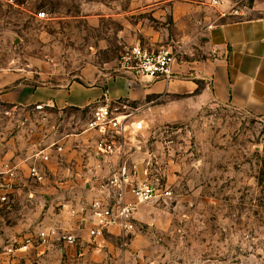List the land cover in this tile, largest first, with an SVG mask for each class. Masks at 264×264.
<instances>
[{"label": "rangeland", "instance_id": "obj_1", "mask_svg": "<svg viewBox=\"0 0 264 264\" xmlns=\"http://www.w3.org/2000/svg\"><path fill=\"white\" fill-rule=\"evenodd\" d=\"M156 2L0 0V69H20L35 86L93 85L113 76L121 54L148 43L153 32L161 47L175 52L170 4L157 17ZM5 111L1 161L9 151L31 153L36 139L30 131L42 126L29 130L23 112L14 117ZM53 113V121L64 118ZM180 113L177 103L162 99L139 112L144 128L135 136L140 146L133 161L140 178L172 194L140 204L134 230L107 231L99 244L53 241L13 254L8 247L25 236L52 224L65 227L64 205L88 198L65 192V175L53 182L56 193L38 190L33 197L26 186L2 201L0 186V264H264V118L220 103ZM75 115L88 116L84 110Z\"/></svg>", "mask_w": 264, "mask_h": 264}, {"label": "crops", "instance_id": "obj_2", "mask_svg": "<svg viewBox=\"0 0 264 264\" xmlns=\"http://www.w3.org/2000/svg\"><path fill=\"white\" fill-rule=\"evenodd\" d=\"M167 3L173 27L177 29L172 38L177 57L169 78H141L117 68L113 76L98 84L74 81L65 86H35L23 80L20 69H0V113L5 108V112L14 117L23 112L27 121L21 123L29 125V130L37 122L42 124L34 133L30 131L36 139L31 150L37 154L29 152L19 156L9 151L0 160L1 191L5 195L20 193L27 186L30 197L38 190L56 193L58 188L53 182L65 175L64 191L73 197L78 194L88 198L74 207L65 204L60 214L69 219L65 227L60 228L76 233L79 246L85 241L101 243V238L92 243L88 235L89 207L100 195V183L120 162L118 156H96L98 134L86 130L87 121L106 90L110 100H123L140 109L151 107L156 99L171 100L181 108L180 116H183L188 107L220 103L264 118V0H223L215 8L211 0H157L152 7L157 17L164 14L161 7ZM152 37L142 46L158 50L161 47L159 36L155 37L153 32ZM83 110L87 119H76L75 111ZM53 112L64 114V118L60 122L53 121ZM42 154L49 156L48 161L41 158ZM103 158L110 162L104 163ZM35 163L46 172L43 183L29 178V166ZM70 209H76L78 214L72 216ZM117 229L120 230L113 226L109 231ZM53 241L58 240L52 238L38 246ZM64 246L71 247L65 243Z\"/></svg>", "mask_w": 264, "mask_h": 264}, {"label": "built area", "instance_id": "obj_3", "mask_svg": "<svg viewBox=\"0 0 264 264\" xmlns=\"http://www.w3.org/2000/svg\"><path fill=\"white\" fill-rule=\"evenodd\" d=\"M222 2L223 0H211V5L218 6ZM39 15L43 18L46 13L41 12ZM176 57V53L166 47L149 50L135 44L121 54L118 70L141 78H169ZM140 110L126 101L110 100L109 91L106 90L87 121L86 130L98 134L95 143L96 156H118L120 159L117 168L100 183V195L90 203V225L87 231L92 243L98 242L113 226H118L124 232L134 230L140 204L159 197H170L172 194L168 186L162 188L157 183L140 178L139 167L132 159L140 146L135 136L144 128V121L139 118ZM57 150L60 151L61 148L58 147ZM41 158L48 161L49 156L42 154ZM28 175L35 183H43L47 177L45 170L36 163L29 166ZM1 200L6 201V195ZM69 212L72 216L78 214L76 209H70ZM52 238L71 247L79 242L76 233L53 225L37 231L34 235L25 236L9 246L8 252L26 253Z\"/></svg>", "mask_w": 264, "mask_h": 264}]
</instances>
